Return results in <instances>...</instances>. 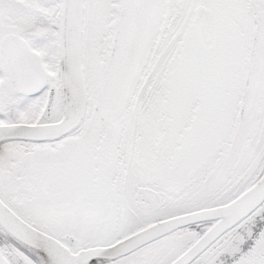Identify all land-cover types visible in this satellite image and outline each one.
I'll list each match as a JSON object with an SVG mask.
<instances>
[{"label": "snow or ice", "instance_id": "1", "mask_svg": "<svg viewBox=\"0 0 264 264\" xmlns=\"http://www.w3.org/2000/svg\"><path fill=\"white\" fill-rule=\"evenodd\" d=\"M0 264H264V0H0Z\"/></svg>", "mask_w": 264, "mask_h": 264}]
</instances>
